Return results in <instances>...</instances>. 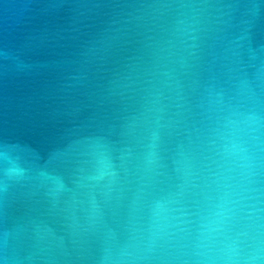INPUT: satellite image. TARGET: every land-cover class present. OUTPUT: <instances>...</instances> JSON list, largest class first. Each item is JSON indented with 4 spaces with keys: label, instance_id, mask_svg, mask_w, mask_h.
Segmentation results:
<instances>
[{
    "label": "water",
    "instance_id": "obj_1",
    "mask_svg": "<svg viewBox=\"0 0 264 264\" xmlns=\"http://www.w3.org/2000/svg\"><path fill=\"white\" fill-rule=\"evenodd\" d=\"M0 264H264V0H0Z\"/></svg>",
    "mask_w": 264,
    "mask_h": 264
}]
</instances>
